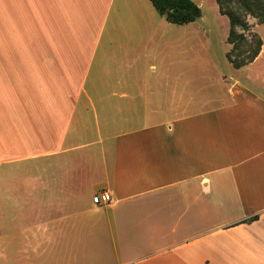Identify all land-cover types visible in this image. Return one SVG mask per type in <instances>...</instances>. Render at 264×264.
<instances>
[{
    "label": "crops",
    "instance_id": "obj_1",
    "mask_svg": "<svg viewBox=\"0 0 264 264\" xmlns=\"http://www.w3.org/2000/svg\"><path fill=\"white\" fill-rule=\"evenodd\" d=\"M171 26L150 0H0V264H264V94L206 93Z\"/></svg>",
    "mask_w": 264,
    "mask_h": 264
},
{
    "label": "rangeland",
    "instance_id": "obj_2",
    "mask_svg": "<svg viewBox=\"0 0 264 264\" xmlns=\"http://www.w3.org/2000/svg\"><path fill=\"white\" fill-rule=\"evenodd\" d=\"M193 1L202 9V17L184 26L173 24L171 26L174 61L183 58L190 64L198 65L200 70L191 69V74H199V78L205 81L203 83L206 85V93L210 92L212 85H216V93L227 94L229 86L225 82L218 83V80H226L228 84H231L232 80H237L252 88L253 91L264 94L260 83H252L249 80V77L254 76L256 72H249L246 68L236 69L229 62L227 53L230 50V45L227 39L230 23L228 17L220 13L217 0ZM249 22L253 25V30L264 39V24L258 25L252 17L249 18ZM183 32L184 34H182ZM178 41L186 42L187 47L184 45V49L187 53L184 50V54L181 55V50L176 48Z\"/></svg>",
    "mask_w": 264,
    "mask_h": 264
},
{
    "label": "trees",
    "instance_id": "obj_3",
    "mask_svg": "<svg viewBox=\"0 0 264 264\" xmlns=\"http://www.w3.org/2000/svg\"><path fill=\"white\" fill-rule=\"evenodd\" d=\"M159 14L174 25L193 23L202 17V9L193 0H150ZM220 13L230 23L227 42L232 46L227 53L236 69L253 63L263 47L262 38L249 22L252 17L258 25L264 24V0H217Z\"/></svg>",
    "mask_w": 264,
    "mask_h": 264
},
{
    "label": "built area",
    "instance_id": "obj_4",
    "mask_svg": "<svg viewBox=\"0 0 264 264\" xmlns=\"http://www.w3.org/2000/svg\"><path fill=\"white\" fill-rule=\"evenodd\" d=\"M112 201H113L112 195L108 191L98 193L93 197V202L96 205H107V204H111Z\"/></svg>",
    "mask_w": 264,
    "mask_h": 264
}]
</instances>
